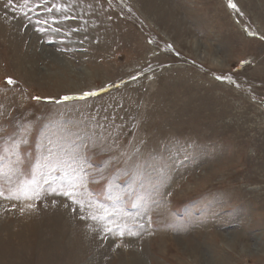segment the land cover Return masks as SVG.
Instances as JSON below:
<instances>
[{"label": "rangeland", "instance_id": "obj_1", "mask_svg": "<svg viewBox=\"0 0 264 264\" xmlns=\"http://www.w3.org/2000/svg\"><path fill=\"white\" fill-rule=\"evenodd\" d=\"M137 258L264 264V0H0V264Z\"/></svg>", "mask_w": 264, "mask_h": 264}, {"label": "bare ground", "instance_id": "obj_2", "mask_svg": "<svg viewBox=\"0 0 264 264\" xmlns=\"http://www.w3.org/2000/svg\"><path fill=\"white\" fill-rule=\"evenodd\" d=\"M157 12H161V13H158L159 15H161L162 14V12H163V10H165V9H163L161 6L160 7H158L157 9ZM155 10V11H156ZM164 12H166V10L164 11ZM164 17V16H163ZM166 17V16H165ZM27 36V35H26ZM34 43H38V45H39V42H34ZM36 46H37V44H35ZM43 46V45H42ZM40 47V46H39ZM38 48V47H37ZM42 48V47H41ZM42 51H46V48L45 47H43L42 48ZM48 54V53H47ZM41 57V56H40ZM19 59V58H18ZM50 59H52V61H56L55 63H57V64H59L60 65V67H58V68H60V69H62L63 70V68H67L68 69V73L70 74V72H71V70H70V66L68 67V63H66L65 61H63V60H61L59 57H57V56H53V55H51L50 56ZM47 60V59H46ZM39 61V60H38ZM20 64H22V61L20 60ZM34 65V64H33ZM55 65V64H54ZM20 69V68H19ZM35 70V69H34ZM59 70V69H58ZM57 69H56V73H55V75L53 76L54 78H56L57 77V80L59 81L60 80V78L62 77L61 76V74L59 75L58 73H57V71H58ZM83 71V70H82ZM65 71H62L61 73L63 74ZM85 72V71H84ZM32 74H34V77H36V76H39V74L37 75V73H34V72H32ZM25 75H27L26 73H25ZM64 75H65V73H64ZM63 75V76H64ZM82 75H85V73H82ZM80 76V75H79ZM87 76V75H86ZM27 77H28V75H27ZM90 77V76H89ZM89 77H86L85 78V80L88 78L89 79ZM51 78V77H50ZM64 77H62V79H63ZM40 79H41V77H40ZM55 80V79H54ZM57 80H55V81H57ZM44 81V80H43ZM45 81H46V79H45ZM54 83V82H53ZM54 205V204H53ZM56 216V215H55ZM49 219V218H48ZM54 226V225H53ZM58 229V228H57ZM135 243H136V241H134ZM144 242V241H143ZM134 243V244H135ZM241 244V243H240ZM137 246V245H136ZM129 247V246H128ZM137 248V247H136ZM128 249V248H127ZM192 249V248H191ZM129 251H131V250H129ZM47 253V252H46ZM141 253V252H140ZM145 254V253H144ZM132 256H130V258H131ZM141 257V256H140ZM129 258V259H130ZM128 259V260H129ZM138 259V258H137ZM144 259V258H143ZM134 260V259H133ZM132 260V262H134ZM145 260V259H144ZM131 261V260H130ZM139 259H138V263H136V264H139ZM143 261V260H142ZM141 262V261H140ZM141 264V263H140ZM142 264H144V263H142Z\"/></svg>", "mask_w": 264, "mask_h": 264}]
</instances>
